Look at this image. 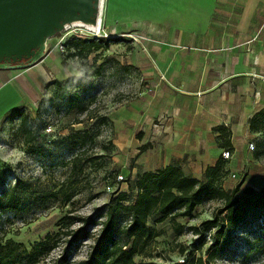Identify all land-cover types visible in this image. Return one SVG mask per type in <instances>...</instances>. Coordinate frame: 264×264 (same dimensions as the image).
Instances as JSON below:
<instances>
[{"label": "rangeland", "instance_id": "1", "mask_svg": "<svg viewBox=\"0 0 264 264\" xmlns=\"http://www.w3.org/2000/svg\"><path fill=\"white\" fill-rule=\"evenodd\" d=\"M150 1L123 0L118 23H111L106 13L108 6L110 11L114 9L115 0H104L101 34L105 38L101 40L110 44L96 54L73 56L78 50L74 45L83 39L72 38V30L51 39L44 63L37 64L32 72L44 79L39 85L42 95L27 99L20 117L0 123V181H4L0 194H13L20 201L17 211L0 210V264H56L63 253L69 255L71 264H77L88 259L94 240L84 241L77 249L68 245L80 228V224L67 228L73 217L97 216L111 208L122 226L129 223L119 204L136 203L138 191L129 188L137 180L135 174L143 173L156 156L163 155L162 150L155 151L158 145L154 147L140 134L131 137L120 132L115 123L120 110L124 117L135 113V124L138 116L148 114L145 110L138 113L140 108L133 106L152 96L147 93L152 88L146 61L154 46L170 45L145 27L135 30L137 25L150 23ZM71 77H77V83L63 99L58 85ZM50 83L56 84L46 92ZM17 94L0 96V118L26 100L22 91ZM105 116L108 123L101 121ZM90 117L94 120L89 121ZM76 120L86 123L73 125ZM77 132H88V136L81 139ZM222 139L221 157L228 150L233 156V150L226 147L228 138ZM161 141L168 145L170 139ZM251 143L254 151L249 148ZM145 145L147 150L142 149ZM247 145L245 155L225 160L220 174V187H230V193L246 183L264 184V135H254ZM123 194L126 200L119 202ZM237 198L243 199L244 192L240 190ZM223 206L219 200L206 202L191 218L164 221L155 212L148 220L154 238L141 256H135V263L264 264V213L251 215L222 242L224 234L218 238L217 233L226 228V216L218 214ZM215 220L218 226L205 231L202 224ZM100 229L94 226L91 232Z\"/></svg>", "mask_w": 264, "mask_h": 264}, {"label": "crops", "instance_id": "2", "mask_svg": "<svg viewBox=\"0 0 264 264\" xmlns=\"http://www.w3.org/2000/svg\"><path fill=\"white\" fill-rule=\"evenodd\" d=\"M150 2V23L135 30L145 27L170 45L154 46L146 61L152 88L147 93L152 96L133 106L148 114L138 116L135 124V113L124 117L123 110L117 111L116 127L131 137L140 134L158 145L155 151L162 150L144 173L174 167L186 177L202 180L221 158L223 132L229 135L233 158L245 155L247 142L254 138L249 124L264 108V0ZM123 4L115 0L112 11L108 6L111 23H118ZM37 66L0 71V96L18 97L22 91L26 99L6 112L0 123L12 110L24 107L27 99L42 95L39 85L44 79L32 73ZM161 139L170 142L162 145ZM247 187L259 191L264 184L246 183L240 190ZM223 189L230 193V187Z\"/></svg>", "mask_w": 264, "mask_h": 264}, {"label": "trees", "instance_id": "3", "mask_svg": "<svg viewBox=\"0 0 264 264\" xmlns=\"http://www.w3.org/2000/svg\"><path fill=\"white\" fill-rule=\"evenodd\" d=\"M109 44L110 41L101 39L78 40L77 45H74L78 46V50L73 56L85 58L107 49ZM77 80V77H71L62 86L58 85L63 99L67 98V91L77 83ZM54 84L56 83L48 84L45 91L47 92ZM22 111V108L14 109L6 119L18 118ZM88 120L92 121L94 117H90ZM101 121L108 123L109 117H102ZM85 123L86 121L76 120L73 125H84ZM249 129L253 135H264V108L251 119ZM87 134L88 132H77L75 135L85 139ZM221 136L226 139L229 135L223 132ZM147 146L145 145L142 149L147 150ZM226 147L232 149L229 139L226 141ZM225 164V159L221 157L214 167L206 170L202 180L186 177L181 169L174 167L156 173H138L137 180L129 185L131 191H138L136 203L127 206L119 204L120 212L128 214L130 218L129 223L125 226L117 221L114 216L115 209L111 208L97 216H76L71 219L67 228L76 224H80V228L72 234L68 245L77 249L84 241L94 240L88 259L77 264H136L135 256H141L145 246L154 238V231L148 225L151 215L155 212L158 213L161 216V221L170 217L191 218L198 206L210 201L219 200L224 203L218 214L226 216V228H221L217 236L221 238L224 234L222 242H224L226 234L229 239L231 234L241 227L251 215L264 213V187L259 191L252 187L245 188L244 198L241 200L237 198L241 187L227 193L219 185L220 174ZM2 185H4V181H0V186ZM125 200V194L118 199L119 202ZM19 205L20 201L13 194L5 192L0 194V210L2 212L17 211ZM98 218L103 220L98 221ZM66 220L64 219V221ZM94 226H101L98 233L91 232V228ZM217 226V220L206 221L202 224L205 231H210ZM225 229H227L226 233H224ZM196 232L201 235L198 229ZM9 244L20 248L13 242ZM222 247L223 245L220 246V248ZM56 264H71L69 255L63 253Z\"/></svg>", "mask_w": 264, "mask_h": 264}, {"label": "water", "instance_id": "4", "mask_svg": "<svg viewBox=\"0 0 264 264\" xmlns=\"http://www.w3.org/2000/svg\"><path fill=\"white\" fill-rule=\"evenodd\" d=\"M101 0H0V71L44 61L48 42L75 24L97 27Z\"/></svg>", "mask_w": 264, "mask_h": 264}, {"label": "built area", "instance_id": "5", "mask_svg": "<svg viewBox=\"0 0 264 264\" xmlns=\"http://www.w3.org/2000/svg\"><path fill=\"white\" fill-rule=\"evenodd\" d=\"M69 30H72V34H71V37L72 38H79V39H83V40H90V39H104L105 37L99 33V34H96L94 32V28L93 27H89V26H85V25H80V24H75L73 26H68L66 27V30L65 31H69ZM257 40V37L254 38L252 40V42L256 41ZM250 150L251 151H254L255 150V146L253 143L250 144ZM223 158L225 160H230L232 159V153L228 150V151H225L223 154H222ZM233 178H236L235 175H233ZM118 179L120 181H123L124 180V177L119 175L118 176Z\"/></svg>", "mask_w": 264, "mask_h": 264}, {"label": "bare ground", "instance_id": "6", "mask_svg": "<svg viewBox=\"0 0 264 264\" xmlns=\"http://www.w3.org/2000/svg\"><path fill=\"white\" fill-rule=\"evenodd\" d=\"M100 11H101V14H100V22L98 24L97 27L94 28V32L96 34H99L101 33V30H102V18H103V12H104V0H101V3H100Z\"/></svg>", "mask_w": 264, "mask_h": 264}]
</instances>
